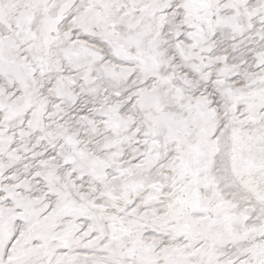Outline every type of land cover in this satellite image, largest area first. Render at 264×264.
I'll return each mask as SVG.
<instances>
[{"label": "snow or ice", "instance_id": "snow-or-ice-1", "mask_svg": "<svg viewBox=\"0 0 264 264\" xmlns=\"http://www.w3.org/2000/svg\"><path fill=\"white\" fill-rule=\"evenodd\" d=\"M0 264H264V0H0Z\"/></svg>", "mask_w": 264, "mask_h": 264}]
</instances>
